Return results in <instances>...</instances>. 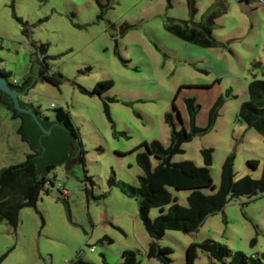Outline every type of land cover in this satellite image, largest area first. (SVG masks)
I'll return each instance as SVG.
<instances>
[{"label":"rangeland","instance_id":"obj_1","mask_svg":"<svg viewBox=\"0 0 264 264\" xmlns=\"http://www.w3.org/2000/svg\"><path fill=\"white\" fill-rule=\"evenodd\" d=\"M213 14L214 46L183 40L167 28ZM40 46L47 49V64L62 75V83L39 78L20 99L50 117L52 103L70 113L79 135L81 179L66 172L67 152L70 159L48 174L66 188V200L50 185L36 207L22 208L17 229L0 220V264H74L78 255L95 264H121L126 249L136 251L140 264H163L147 256L151 236L139 199L110 180L115 176L139 184L141 144L159 140L170 145L166 114L173 112V104L182 117L180 121L175 114L176 128L191 131L189 98L200 106L195 124L204 130L184 143V152L172 162L192 160L203 166L201 150L212 148L216 189L202 188L206 195L216 192L230 155L236 178H261L264 136L237 114L248 98L249 83L254 77L264 79V0H0V68L11 72V81L21 84L31 74ZM104 81H112L111 88L92 94ZM220 98L224 102L214 110ZM20 124L0 104V171L34 152L18 132ZM248 160H258V167L248 166ZM151 163L155 168L159 160L152 156ZM168 189L173 202L188 206L191 190ZM161 213L154 207L149 216ZM208 239L262 257L264 192L230 200L195 232L167 230L159 243L172 249V264H186L187 247ZM227 261L199 250L194 264Z\"/></svg>","mask_w":264,"mask_h":264},{"label":"trees","instance_id":"obj_2","mask_svg":"<svg viewBox=\"0 0 264 264\" xmlns=\"http://www.w3.org/2000/svg\"><path fill=\"white\" fill-rule=\"evenodd\" d=\"M189 2L191 4L194 0H189ZM192 11L195 13L194 8ZM214 18V14L203 15L199 22L193 19L182 20L168 24L167 28L183 40L210 47L216 45L212 34ZM44 60L48 66L45 56ZM0 73L7 77L12 87L19 90H25L29 87L34 78L31 72L20 84L10 80L11 72L6 69L0 68ZM39 73V78H43L56 86H60L62 83L60 73L49 76L45 74L44 68H41ZM112 85V81L99 82L91 93L102 94ZM223 102V98H220L214 110ZM186 103L191 118V131H187L185 127L180 130L176 128L175 114L180 121H182V117L173 104V112L166 114L167 122L172 127L170 145L166 147L159 140L145 141L141 144L144 151L137 154V164L143 171V174L139 176V184L134 186L120 182L115 179V176L110 180L111 185H118L122 190L139 199L140 216L151 236L147 256L156 257L163 264L173 263L170 258L172 249L161 246L159 243V239L164 236L167 230L195 232L208 215L222 210L230 200L241 196L251 199L257 196L259 189L264 186V166L260 179H254L250 176L236 178L234 156L230 155L222 165L220 185L216 192L211 195L201 192V189L205 187L216 189L210 170L213 163L212 148H202L203 166H198L192 160L172 162L174 155L184 152V143L191 141L196 133L204 130L195 124L196 113L200 106L196 104L194 98L186 99ZM0 104L9 110L13 118L21 120L18 132L24 140L36 149L33 153H29L22 163L3 168L0 171V220L17 229L22 208L26 206L36 207L42 191H48L47 187L50 185L57 187L55 179L49 178L48 174L55 169L58 162L70 159L67 155L69 141L66 140V135L76 140L79 139V135L74 129L70 113L62 107H56L54 116L50 117L45 115L39 106L21 102L22 105H30L40 117L44 127L51 129L50 134H44L32 116L15 109L11 97L1 89ZM237 116L248 127L264 136V79L254 77L249 83L248 98L241 104ZM211 121H214V115H211ZM58 134L61 138L50 142ZM152 156L159 160V164L155 168H152ZM81 159L83 160V157ZM247 164L256 169L259 162L258 160H248ZM168 187L177 190H191L187 198L188 206L173 202V196ZM57 189L66 200L63 191L58 187ZM169 204L171 206L168 212H164L165 206ZM154 207H159L162 213L152 219L149 213ZM252 242H255V239ZM199 250L208 252L217 260H228L225 264H264V254L260 257L247 255L241 251L233 252L228 246L211 239L202 243L190 244L187 247L186 264H194ZM73 263L95 264L79 255ZM121 264H140L136 251L124 250Z\"/></svg>","mask_w":264,"mask_h":264},{"label":"water","instance_id":"obj_3","mask_svg":"<svg viewBox=\"0 0 264 264\" xmlns=\"http://www.w3.org/2000/svg\"><path fill=\"white\" fill-rule=\"evenodd\" d=\"M127 28L128 27H124L123 29H121V33L125 32ZM44 55H45V47L44 46L38 47V51L35 52L32 58V62H33L32 74L34 78L32 84L29 87H27L25 90H19L17 88H14L10 85L7 77L0 73V89L11 97L15 109H17L20 112L29 113L32 116V118L35 120V122L38 124L40 129L43 131V133L50 134L51 129H46L42 124L40 117L33 110V108L30 105H22L21 104L22 100L20 99L21 96L27 93L28 89L34 84V82H36L39 79L40 77L39 70L41 68L39 56H44ZM60 138L61 137L59 136V134L55 135L50 142H52L54 139L58 140ZM66 140L69 141L68 152L70 153V157H71L70 161L66 165V172L72 174L75 178L79 180L81 179V174L78 166L79 147L76 143V139L70 138L66 135ZM32 148L34 151L36 150L33 146ZM64 162L65 161L58 163H64ZM263 192H264V186H262L259 189V193H263Z\"/></svg>","mask_w":264,"mask_h":264},{"label":"built area","instance_id":"obj_4","mask_svg":"<svg viewBox=\"0 0 264 264\" xmlns=\"http://www.w3.org/2000/svg\"><path fill=\"white\" fill-rule=\"evenodd\" d=\"M38 51V49L36 48V52ZM39 61L41 63V66L42 68H44V71H45V74L46 75H49V76H52L55 72H53V70L51 68H49L45 63V60H44V56H39ZM14 83H17L16 80H13ZM52 107H55L56 108V105L55 103H52ZM57 187L59 189H61L63 191V193L65 194L66 196V189L62 187V185L60 183H57Z\"/></svg>","mask_w":264,"mask_h":264},{"label":"crops","instance_id":"obj_5","mask_svg":"<svg viewBox=\"0 0 264 264\" xmlns=\"http://www.w3.org/2000/svg\"><path fill=\"white\" fill-rule=\"evenodd\" d=\"M47 49H45V52H46ZM35 83V82H34ZM40 107V106H39ZM65 188V187H64ZM66 189V188H65Z\"/></svg>","mask_w":264,"mask_h":264},{"label":"flooded vegetation","instance_id":"obj_6","mask_svg":"<svg viewBox=\"0 0 264 264\" xmlns=\"http://www.w3.org/2000/svg\"><path fill=\"white\" fill-rule=\"evenodd\" d=\"M37 49H38V47H37ZM48 67H49V65H48ZM50 68V67H49Z\"/></svg>","mask_w":264,"mask_h":264},{"label":"clouds","instance_id":"obj_7","mask_svg":"<svg viewBox=\"0 0 264 264\" xmlns=\"http://www.w3.org/2000/svg\"><path fill=\"white\" fill-rule=\"evenodd\" d=\"M41 68H42V66H41ZM41 68H40V69H41Z\"/></svg>","mask_w":264,"mask_h":264}]
</instances>
